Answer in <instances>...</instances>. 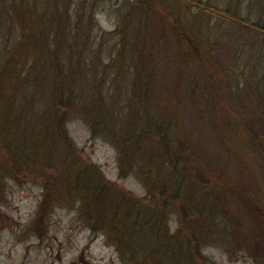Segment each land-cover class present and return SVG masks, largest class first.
Masks as SVG:
<instances>
[{"label": "rangeland", "instance_id": "obj_1", "mask_svg": "<svg viewBox=\"0 0 264 264\" xmlns=\"http://www.w3.org/2000/svg\"><path fill=\"white\" fill-rule=\"evenodd\" d=\"M171 2L0 0V66L11 49L22 53L24 43L16 41L22 29L25 52L16 60L32 66L31 79L38 74L33 94L28 91L22 97L20 90L14 91L12 111L23 104L30 111L42 109L56 80L63 88L60 96L80 99L93 110L87 114L71 106L64 122L82 167H98V180L104 184L123 189L146 207L160 206L163 197L154 187L147 189L151 187V181L144 180L147 167L121 166L123 150L135 156L154 153L147 144L157 138L138 123L148 119L154 106L148 95L145 99L144 93H134L135 81H148L150 94L152 85L156 88L158 104L180 118L177 125L164 118L169 136L185 138L193 153L194 161L172 168L173 177L184 172L194 178L189 193L206 196L215 205L219 196L237 219L234 226L227 224L221 209L213 207L212 211L206 207L204 217L190 213L192 218L210 217L204 224L214 236L218 225L227 229V235L205 239L193 261L179 264H264V0H174L177 6H187L188 17L198 13L197 25L206 30L211 60L201 64L187 62L185 41L171 29L173 18L164 10L172 8ZM153 55L156 75L150 80L147 70ZM180 78L185 85L177 91ZM225 79L231 93L224 87ZM5 105L12 107L8 95L0 100V113ZM3 118L4 113L0 125ZM131 119L135 123L129 125ZM142 124L146 126L144 120ZM247 131L255 141L261 137L258 148L246 145ZM159 143L158 150L163 149L159 155L168 159L167 143ZM1 164L0 253L8 250L32 264L163 263L162 256V261H150L144 245L151 243H133L138 246L134 251L128 243H114L105 224L97 220L100 210L91 215L93 202L86 193L85 200L81 194H69L54 167L17 162L3 147V139ZM7 168L18 172L20 179ZM90 181L97 189L102 186L96 179ZM172 208L167 222L171 232L179 225V213Z\"/></svg>", "mask_w": 264, "mask_h": 264}, {"label": "trees", "instance_id": "obj_2", "mask_svg": "<svg viewBox=\"0 0 264 264\" xmlns=\"http://www.w3.org/2000/svg\"><path fill=\"white\" fill-rule=\"evenodd\" d=\"M144 1L150 3V0ZM171 1L170 5H172V8L165 6L164 10H168L169 16L173 18L171 29L175 30L174 32L185 41L187 62L195 61L201 64L211 60L209 47L204 41L206 30L201 28L202 25H197L196 22L198 13L188 17L187 6L180 7L177 6L174 0ZM262 26V32L264 33V25ZM31 29L36 31L37 27L35 28L31 25ZM21 32L22 37H19L16 41L24 43V47L22 53L19 51L17 54L20 53L23 56L26 42H22L24 40V31L21 29ZM26 39L28 40V37ZM14 50H10L8 57L2 60V65L0 66V100H4V97L8 95V99L12 103L11 108L5 105L0 113V115L4 113L6 116V118L2 119L0 125V140L3 139V147L8 148V155H11L14 160L20 163L39 164L47 168L54 167L56 172L60 174L58 178H64L61 182L63 186L66 185L68 187V190H70L69 194H81L84 200L87 199L84 193L88 195V198L93 202L90 210L91 215L97 216L96 212L100 210L102 217L97 220L105 224V232L114 243H128L133 251L136 247L138 249V246L133 243H151L150 245H144L149 248L151 262L162 261L163 259L160 256L165 258L162 264H179L183 260L186 262V259L193 261L192 259H195L197 257L196 254L199 253L197 252L198 248L204 244L205 239H214V237L225 238L224 235L227 233L225 227L222 225L216 226L214 236V232L211 231L212 229L204 224L207 219L210 221V217L207 219H202L199 216L195 218L189 217L192 212L204 217L206 207L210 208L211 211V207H213L217 210L220 208L223 212L222 221H226L227 224L233 223L232 226H234V223H237L235 222L237 219L229 214L228 208L219 196L215 198L216 203L218 202L215 205L206 201V196L195 197L188 192L190 184L195 182L194 178H189L184 172L173 177L174 171L171 172L172 168L175 165L176 167L181 165L183 161H194L191 158V154L193 153L187 147L188 143L185 138L173 136L172 139L169 136L171 132L168 133V125L163 123L164 118L168 122L172 121V123H176V125L180 121V118L177 113L173 116L168 115L170 113L166 111V107L158 104L155 92L156 88L153 85V92L150 94L151 86L147 83L148 81L146 83H140V81L136 83L135 81L134 93L138 95L144 93L145 99L148 95L149 99L147 101L154 106V111L148 119L139 120L138 123L142 125L146 133L152 136L155 135L157 138L156 141L149 139L150 141L147 144V148L153 150L156 155L153 153L149 157L144 153L140 157L133 155V152L130 150L128 152L123 150L122 158L124 159H122L121 166H124L126 163L128 166L131 165V168L134 167V164H139L138 166L141 168L147 167V171H144V180L146 182L151 181L149 182L151 187H147V189L150 191L154 187L158 196L163 197L162 203L164 202V204L160 206L164 210L158 206L159 204L146 207L139 199L124 192L123 189L115 187L113 184H104L102 180H98L101 177L98 167H82V161L73 151L75 145L65 130L64 122L67 111L71 106L75 109L76 107L77 109H85L87 114H89V111L93 112V110H90V107L80 99H76L75 101V98L70 95L65 98L60 96L62 95L63 88H59L56 80L53 81V92L49 96L48 103L42 109L34 107V110L30 111L24 108L25 106L29 107L28 104H23L20 110L12 111L14 106V91L20 90L22 97L28 91L33 94L32 84L38 83L36 81L38 74H34L31 79L29 74L33 71H31L32 66L29 63L25 65V62H18L16 60L17 54ZM153 58L154 62H152L147 70L150 80H152V76L156 75V57L153 55ZM153 81L155 82V80ZM228 83L227 79H225L224 87L228 88ZM184 85V79L180 78L175 89L178 91ZM231 90L232 88L229 87L227 91L231 93ZM71 91L73 92L72 88ZM105 119L108 118L105 117ZM143 120L145 121V127L142 124ZM25 121L27 124L24 123ZM129 122V125H132L131 123H135V120L131 119ZM131 133H133L132 130ZM243 138L248 147L253 149L258 148L257 143L261 139L260 136L255 141L254 137L247 131L246 134L244 133ZM161 140L167 143V152L165 154L168 159L159 155L161 152L163 155V149L160 148L161 151H159L157 148V145L161 144L159 143ZM184 166H186L185 162H183ZM61 167L62 170H60ZM183 167L182 169H184ZM2 168L3 165L1 164L0 170ZM7 171L15 178L20 179L21 176L15 170L12 171L10 168H7ZM165 176L168 177V180ZM172 177L173 179L169 182V179ZM83 178H87L88 180H81ZM151 178L153 180H149ZM91 179H96L102 186L97 189L90 181ZM168 203H170V207L167 206ZM194 206L197 208H194ZM96 207L99 208L96 209ZM172 207H176L174 212L179 213V225L171 232L167 222L170 212H173ZM185 217H187L188 222L192 220V228L189 227ZM197 221H199L197 227H193L194 222Z\"/></svg>", "mask_w": 264, "mask_h": 264}, {"label": "flooded vegetation", "instance_id": "obj_3", "mask_svg": "<svg viewBox=\"0 0 264 264\" xmlns=\"http://www.w3.org/2000/svg\"><path fill=\"white\" fill-rule=\"evenodd\" d=\"M14 243L10 244L13 247ZM0 264H32L31 261H24V257L13 255L10 251H6L5 254L0 253Z\"/></svg>", "mask_w": 264, "mask_h": 264}]
</instances>
